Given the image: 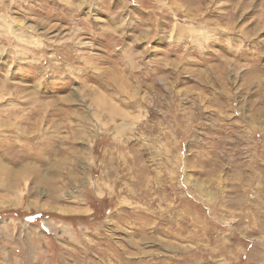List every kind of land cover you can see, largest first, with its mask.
Here are the masks:
<instances>
[{"label": "rangeland", "instance_id": "obj_1", "mask_svg": "<svg viewBox=\"0 0 264 264\" xmlns=\"http://www.w3.org/2000/svg\"><path fill=\"white\" fill-rule=\"evenodd\" d=\"M0 27V264H264V0H0Z\"/></svg>", "mask_w": 264, "mask_h": 264}, {"label": "bare ground", "instance_id": "obj_2", "mask_svg": "<svg viewBox=\"0 0 264 264\" xmlns=\"http://www.w3.org/2000/svg\"><path fill=\"white\" fill-rule=\"evenodd\" d=\"M1 28V27H0ZM23 222V221H22ZM25 225V224H24Z\"/></svg>", "mask_w": 264, "mask_h": 264}, {"label": "trees", "instance_id": "obj_3", "mask_svg": "<svg viewBox=\"0 0 264 264\" xmlns=\"http://www.w3.org/2000/svg\"><path fill=\"white\" fill-rule=\"evenodd\" d=\"M26 220V219H25ZM31 220V219H30Z\"/></svg>", "mask_w": 264, "mask_h": 264}]
</instances>
